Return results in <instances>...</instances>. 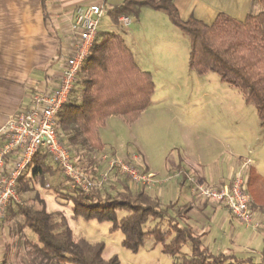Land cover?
<instances>
[{"label":"trees","instance_id":"trees-1","mask_svg":"<svg viewBox=\"0 0 264 264\" xmlns=\"http://www.w3.org/2000/svg\"><path fill=\"white\" fill-rule=\"evenodd\" d=\"M258 13L243 21L219 14L210 24L195 19L182 20L172 0H124L108 11L114 24L120 16L138 18L143 9L165 14L171 24L188 39V66L199 75L215 73L221 82L239 90L246 103L254 106L264 133V0H253ZM154 93L149 72L142 71L121 38L110 32L97 33L95 42L78 71L66 103L55 119L60 142L68 149L72 163L89 178L98 177V155L104 145L99 129L115 116L126 124L134 123L148 108ZM44 150L16 180L19 202L11 201L4 219L20 217L18 232L27 256L42 264H120L116 255L105 259L102 242L90 243L75 238L64 210L48 212L42 200L40 209L24 204L26 193L35 186L46 187L69 207L70 219L109 223V231H120L121 245L137 253L148 239L161 246L170 257L182 255L178 264H264L235 254H213L204 246L201 235L183 224L189 212L176 203L162 204L144 189H133L122 176L103 187H91L88 194L70 189L66 180L49 184L56 171ZM62 173V172H61ZM254 204L251 205L253 211ZM119 213H123L119 217ZM153 226L146 229V225ZM29 231L35 241L24 236ZM24 237V238H23ZM184 246L188 255L182 254Z\"/></svg>","mask_w":264,"mask_h":264},{"label":"crops","instance_id":"crops-1","mask_svg":"<svg viewBox=\"0 0 264 264\" xmlns=\"http://www.w3.org/2000/svg\"><path fill=\"white\" fill-rule=\"evenodd\" d=\"M124 0H0V147L4 143L5 127L9 117L22 111L28 104L31 93L54 87L59 82L62 64L70 50L69 28L74 10L79 6L101 3L108 10L119 6ZM182 20L195 19L210 25L219 14L243 21L249 13L260 11L253 0H172ZM111 25L114 24L107 14ZM134 25L120 27L114 32L131 52L135 64L150 73L162 64H173L189 50L188 39L160 12L143 9ZM100 25L98 33H101ZM152 98V97H151ZM151 103V101H150ZM150 105V104H149ZM133 124V123H132ZM128 124V125H132ZM110 125L118 129L126 123L112 116L99 129L104 145L103 153L115 156L132 164L136 156H120V148L112 146L103 138V131ZM112 133L115 134V128ZM119 132V130L117 131ZM121 134L116 139H120ZM166 155L160 165L151 170L160 178L171 177L165 183L145 187V191L162 204L176 203L186 206L189 212L183 224L190 225L201 235L202 242L213 254L246 253L264 259V155L256 157L246 175V187L252 197L254 220L260 225L258 232L247 230L238 224L229 212L216 202L206 201L192 195L186 178L191 177L197 185L217 188L228 185L242 160L233 163V155ZM260 156V155H259ZM263 156V157H262ZM14 157L7 159L11 168ZM51 165L54 166L52 161ZM98 175L105 165L97 162ZM182 171V175H176ZM119 176L111 174L110 181ZM50 184L64 181L61 172L51 176ZM139 189L136 185H130ZM50 191V190H49ZM52 192V191H50ZM4 216V215H3ZM0 220V264L4 262V248L7 246L6 224ZM235 224V225H234ZM215 225V227H214ZM237 225V226H236ZM236 226V227H235ZM212 228L214 231L212 232ZM239 228L242 230L240 231ZM246 231H250L247 233ZM214 245V246H213ZM216 245L220 248L214 252ZM256 247V248H253Z\"/></svg>","mask_w":264,"mask_h":264},{"label":"rangeland","instance_id":"rangeland-1","mask_svg":"<svg viewBox=\"0 0 264 264\" xmlns=\"http://www.w3.org/2000/svg\"><path fill=\"white\" fill-rule=\"evenodd\" d=\"M131 18V25H134L137 18ZM110 25L108 17L101 19V31H122V28ZM162 67L157 71L153 67L150 69L154 93L150 105L141 116L132 125L126 124L121 129L110 125L102 133L109 144L112 142V146L120 148V156L128 154L137 157L130 165L138 170L147 167L151 171L160 165L166 155H210L208 158L211 160L217 155H233V163L240 160L239 157L254 159L264 155V133L256 110L244 101L239 90L221 82L215 73L199 75L190 69L187 52L176 63L162 64ZM112 128H115L116 136ZM119 133L121 138L118 140L116 138ZM141 187L146 189L145 186ZM35 189L24 195V204L40 209L39 199L48 212L64 210L74 237L85 238L90 243H104L102 256L105 259L116 255L120 264H178L180 261L182 255L170 257L162 254L161 246L154 244L151 238L137 253H132L121 245L123 235L120 231H109V223L71 220L69 207L61 206L64 200L50 192L47 186L43 188L36 185ZM123 215L119 213V217ZM3 221L7 232L3 264H42L41 260L27 256V249L17 227L21 218ZM152 226L148 223L145 228ZM258 226L254 232L261 229ZM24 235L26 239L35 241L29 231H25ZM211 248L214 252L220 249L217 245V250ZM181 252L188 255L189 247L184 246ZM236 255L250 257L255 262L260 258L246 253Z\"/></svg>","mask_w":264,"mask_h":264},{"label":"built area","instance_id":"built-area-1","mask_svg":"<svg viewBox=\"0 0 264 264\" xmlns=\"http://www.w3.org/2000/svg\"><path fill=\"white\" fill-rule=\"evenodd\" d=\"M108 11L101 3L79 6L74 10L69 28L71 47L62 64L59 82L50 89L31 93L25 108L9 117L4 143L0 147V220L11 201L19 202L16 180L41 149L61 169L67 186L85 194L89 193L91 187L100 188L106 185L113 172L136 186L151 187L171 179L138 170L106 153H100L97 158L100 164L105 165L103 172L91 179L72 163L68 149L59 140L55 128L56 116L68 99L78 71L95 42L100 21L107 16ZM131 20L129 16H120L117 24L125 28L131 24ZM10 156L14 157V161L12 167L7 168L6 163ZM252 164L250 158H244L230 183L217 188L197 185L191 177H187L190 193L206 201L220 203L243 228L256 231L259 226L253 218V200L246 187V175ZM182 174V171L176 173Z\"/></svg>","mask_w":264,"mask_h":264}]
</instances>
